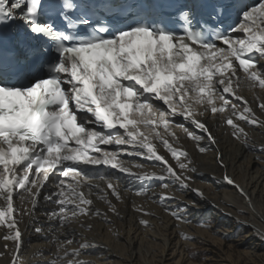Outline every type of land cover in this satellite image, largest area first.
I'll use <instances>...</instances> for the list:
<instances>
[{"label": "snow or ice", "instance_id": "snow-or-ice-1", "mask_svg": "<svg viewBox=\"0 0 264 264\" xmlns=\"http://www.w3.org/2000/svg\"><path fill=\"white\" fill-rule=\"evenodd\" d=\"M261 93L264 0H0V260L25 264L31 229L49 245L35 264H94L90 250L109 249L86 233L116 234L129 203L144 228L159 219L150 203L170 227L211 230L196 218L209 210L196 153H214L224 171L211 180L256 217L214 129L264 169L247 130L264 129ZM218 205L264 241V220Z\"/></svg>", "mask_w": 264, "mask_h": 264}, {"label": "bare ground", "instance_id": "bare-ground-1", "mask_svg": "<svg viewBox=\"0 0 264 264\" xmlns=\"http://www.w3.org/2000/svg\"><path fill=\"white\" fill-rule=\"evenodd\" d=\"M253 91L259 92V89ZM241 94L251 101V91L247 88L242 87ZM261 95H264V93H261ZM247 130L249 131L250 142L257 147L264 145V129ZM214 131L220 139L219 148L224 154L229 173L236 176L237 180L249 190L254 199L256 217H252L251 210L244 207L245 202L235 194L234 190L229 186L221 187L219 180L217 182L211 180L213 176L221 177L224 171L214 164V153L210 152L207 155L196 153L194 159L200 172L203 173V178L197 177L194 186L199 187L207 197L208 203L204 205V208L209 209L206 212L201 209L196 214V218L199 219L202 216L204 222L211 225V230L195 223L170 227L176 222L164 214L158 206L150 203L145 206L150 207L159 219H152V227L144 228L134 222L135 214L132 212L129 203L127 208H124L123 205L120 206L122 215H125L126 218L123 221H114L116 234L109 232L108 226L100 223H95L93 230L86 233L89 239L94 240L97 244H103L109 251L102 252L100 249H92L90 251L93 254L84 258L93 260L94 264H191L187 259V251L194 245L196 240L207 237L213 243L222 244L224 229L220 228L221 223L229 229L228 235L230 237L234 236L232 233H237L238 229H244L242 226L236 225L235 220L228 217L222 218L221 214L212 208V204L217 202H219V205L225 203L235 205V209H224V211H231L233 216H236V212L240 209L249 212L248 218L257 228H261L260 221L264 220V169L261 168L260 162L255 159V156L259 153L247 151L242 145L231 140L219 128L214 129ZM186 144L191 149V144L187 141ZM129 199L132 198L129 197ZM97 203L99 204V202ZM240 219L243 220L245 217H240ZM180 232H183L186 236L194 237V239H182L179 235ZM25 240L23 253L25 264H35L38 259L34 255L35 251L37 249L47 250L49 245L39 239L31 229L26 234ZM259 248V244H249L243 254L254 257ZM0 264H6V261L0 260Z\"/></svg>", "mask_w": 264, "mask_h": 264}, {"label": "rangeland", "instance_id": "rangeland-1", "mask_svg": "<svg viewBox=\"0 0 264 264\" xmlns=\"http://www.w3.org/2000/svg\"><path fill=\"white\" fill-rule=\"evenodd\" d=\"M237 233L224 239L222 244L213 243L207 237L196 240L187 251V259L191 264H264V242L249 229H238ZM253 243L260 247L256 256H245L247 246Z\"/></svg>", "mask_w": 264, "mask_h": 264}]
</instances>
